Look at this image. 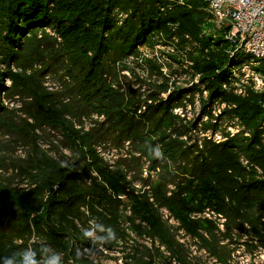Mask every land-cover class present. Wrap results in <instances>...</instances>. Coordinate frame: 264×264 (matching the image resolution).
<instances>
[{"label":"trees","instance_id":"trees-1","mask_svg":"<svg viewBox=\"0 0 264 264\" xmlns=\"http://www.w3.org/2000/svg\"><path fill=\"white\" fill-rule=\"evenodd\" d=\"M167 9L171 12L164 13ZM205 11L202 0H0V64L7 67L0 71V91L4 78H8L12 85L4 87L3 92H8L9 100H20L24 115L33 121L30 124L0 106V126L6 120L13 133L19 128V136L32 156L31 188L19 190L0 184V214L19 217L17 220L24 227L19 232L15 228L18 238L36 232L43 241L33 247L47 244L68 256L65 240L71 236L79 239L81 235L73 221L75 214L85 206L94 210L126 195L135 201L134 209L142 223L161 233V243L168 248L171 241L162 231L165 226L155 206L167 207L190 230L209 229L212 234L209 222L189 220L192 211L211 209L228 219L229 231L248 223L264 246V224L254 212L264 195V178L259 180L255 170L242 167L236 153H243L250 165L259 166L264 174V147L260 145L264 133L259 125L264 119V95L231 97L237 104L235 113L249 129H254L247 143L235 139L199 152L197 147H185L172 138L167 144L160 141L164 144V157L172 162L175 173L169 172L166 163L161 183L150 197H135L130 193L125 172L110 171L98 156L101 146L108 143L119 147L127 141L141 154L150 156L149 146L158 144L153 139L154 131L174 128V117L168 112L176 101L174 96L155 105L145 104V112L137 116L141 103L128 100L120 92L119 66L137 54L139 47L149 44L154 33L167 32L168 25L179 24L180 32L204 48H222V59L217 58L216 64L202 59L206 64L202 69L207 74L205 78L215 83L211 99L220 96V88L234 67L251 61L245 54L231 57L226 53V29L218 38L199 39L208 15ZM48 28L57 37L46 32L41 37L31 33ZM13 64L18 72L10 70ZM50 75L57 77L56 88L47 86L45 80ZM95 116H103L104 120L86 129L83 120ZM44 128L61 139L60 144L72 154L71 159L62 156L59 161L38 147L40 137L35 132ZM238 144H242V149ZM162 162L154 164L162 166ZM124 167L137 174L141 165L136 159L125 162ZM92 172L97 177H91ZM164 173L168 175L163 176ZM87 179L91 180L90 185ZM170 184L176 185V191L168 197ZM109 215L113 218L116 213ZM7 231V226L0 223V258L23 249L15 246L13 234L7 241L3 235ZM214 245L209 244L208 248L218 256Z\"/></svg>","mask_w":264,"mask_h":264},{"label":"rangeland","instance_id":"rangeland-1","mask_svg":"<svg viewBox=\"0 0 264 264\" xmlns=\"http://www.w3.org/2000/svg\"><path fill=\"white\" fill-rule=\"evenodd\" d=\"M168 12L171 11L168 9L164 11V13ZM119 18L123 20L121 16ZM166 28L167 32L154 33L149 38V44L139 47L137 54L123 61L119 66L117 76L119 87H121L120 92H123L128 100L132 98L141 103V110L137 112V116L145 112V104L147 106L155 105L174 96L176 101L173 100L174 102L168 107L169 114L175 120L174 128L154 131L155 143L162 147L168 143L169 138H172V140L183 143L185 147H197L199 152L206 150L211 145L228 143L235 139L241 143H247L251 140L254 129H249L239 114L235 113L237 104L231 100V97L245 99L249 95L263 94L249 86L242 87L243 92H246L243 95L244 93L237 92L239 86H228L227 90L220 88L221 94L217 96L218 98L215 97L217 95L215 91L213 94L215 98L211 99L212 85L215 83L205 78L207 74L202 69L206 64H203L202 59H205L209 64L211 62L216 64L217 58L222 57V48H219V45L217 48H211L209 45L204 48L199 41L180 32L179 30L182 28L179 24H170ZM224 29L226 27L218 26L212 18L206 15L199 39L218 38L223 34ZM44 32L57 37L51 28L31 31L32 35L38 37H41ZM0 53H3L1 49ZM2 57L0 56V59H3ZM262 67L264 68V65ZM10 68L13 72L19 71L14 64L10 65ZM34 69H40V67L35 66ZM6 70L7 67L0 64V71ZM56 78L51 75L46 78L45 81L50 89L56 88ZM3 81L4 85L0 91V106L17 113L21 119L28 120L30 124H33V121L24 115L20 100L17 98L9 100L8 92H3L4 87H11V81L6 77ZM261 105L264 108V102ZM103 120V116H95L90 120H83V123L86 129H89L91 124ZM259 125L261 126L260 131L264 133L263 118L260 119ZM7 126L10 125L6 120L0 126V160L3 161V166H0V184L19 190L29 189L32 187L29 176L32 172L30 149L24 145L21 136H19V128H16L13 133ZM16 126L20 127L19 124ZM35 135L40 137L38 147L47 155L59 161H62V156L72 158V154L62 147L61 139L53 131L48 128L38 129ZM162 140L164 144H161ZM241 145L238 144L239 149H242ZM260 145L264 147V134L261 136ZM56 150H58L57 153ZM97 152L110 171H121L122 169L125 172L128 188L135 197L151 196L155 186L161 183V172H164L163 167L166 163L169 165V172L175 173V168L171 166L170 160L165 158L159 160L151 155H143L130 144V141L119 147L107 143L101 146V150ZM236 153L242 167L247 171L255 170L257 179L264 178L263 171L258 168L259 166L250 165L243 153L239 154V151ZM136 159L140 161L141 165L139 173H129L124 167V163L127 161L132 163ZM154 162H162V166L159 164L157 166ZM167 175L168 173H164L163 176ZM90 176L97 177V174L92 172ZM90 182L91 180H86L89 185ZM175 186V184H170L167 187L168 197L176 191ZM261 196L254 212L264 224V195ZM115 198V202H111L112 204L96 206L94 210L89 206L81 208L73 217V221L81 234V228L87 227L90 219H96L106 226L113 227L116 230L117 240L99 248L91 259L78 260L74 255V249L91 245L81 235L79 239L71 236L64 242L68 249L66 253L68 256L62 252L65 264H246V259L250 257L249 253L257 250L256 248H264L257 241V237L255 238L252 227L246 222L229 231L227 228L229 221L225 216L220 218L217 212H213L211 209L200 212L192 211L189 220L209 222L213 227L211 234L209 229L190 230L167 207L155 206L165 226L162 231L171 241L168 248L161 243V233L151 231L142 223L139 214L135 212V201L131 200V197L120 195ZM150 201L153 202V199L151 198ZM111 213H116V215L111 218L112 215H109ZM15 216L13 214L6 217L0 214V223L7 226L8 229L6 233H3L7 237V241H10L11 234H13L12 237H15V246L23 248L33 247L34 244L43 241L33 231L31 234L18 238L20 234H14L15 228L19 232L24 226L20 224V220H17L19 217ZM162 236L165 235L162 234ZM209 244H215L217 249L214 250L219 254L218 256L209 250ZM221 258L223 261L220 260Z\"/></svg>","mask_w":264,"mask_h":264},{"label":"built area","instance_id":"built-area-1","mask_svg":"<svg viewBox=\"0 0 264 264\" xmlns=\"http://www.w3.org/2000/svg\"><path fill=\"white\" fill-rule=\"evenodd\" d=\"M202 1L208 16L218 26L226 27V53L231 57L245 54L252 58L250 62L234 67L228 81L221 87L227 90L228 86H239L236 91L245 95L242 87L252 86L264 95V0ZM218 216L222 218V215ZM256 249L248 254L246 264H264V248Z\"/></svg>","mask_w":264,"mask_h":264},{"label":"clouds","instance_id":"clouds-1","mask_svg":"<svg viewBox=\"0 0 264 264\" xmlns=\"http://www.w3.org/2000/svg\"><path fill=\"white\" fill-rule=\"evenodd\" d=\"M149 154L163 160L164 152L160 145L149 146ZM62 166L66 167V164ZM82 237L90 242V247L75 248L76 259H91L99 248L117 240L116 230L96 219H90L87 227L81 228ZM0 264H64L63 254L50 245L41 244L39 248L28 246L9 256L0 258Z\"/></svg>","mask_w":264,"mask_h":264}]
</instances>
